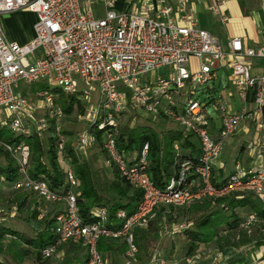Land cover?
<instances>
[{"label":"built area","instance_id":"obj_1","mask_svg":"<svg viewBox=\"0 0 264 264\" xmlns=\"http://www.w3.org/2000/svg\"><path fill=\"white\" fill-rule=\"evenodd\" d=\"M214 1L215 14L225 22L227 17L221 11L224 1ZM100 2L105 9L102 17L92 13L93 0H85L84 4L80 0H0V17L16 11L36 16L34 37L23 45L9 41L0 25V128L24 137L31 134L42 137L53 129L67 190L52 191L44 180L29 175L30 150L24 142H0V147L18 170L13 188L31 191L45 204L59 207L53 215L56 240L40 251L43 259H49L57 246L69 242L86 249L84 264H109L97 250V242L103 238L125 243L121 264H140L134 230L147 228L159 207L190 206L203 198L220 197L234 190L249 191L264 204L261 167L236 164L221 189L214 187L211 180L223 145L242 123L255 130L251 151L258 148L264 151V66L260 74L251 73L245 60L264 61V45L252 48L234 37L223 48L214 36L199 27L186 0H178L175 5L166 0H131L122 11L115 9V0ZM260 9L264 32V0ZM192 58L197 60V69H191ZM219 70L228 73V86L240 102L237 112H231L220 98L202 102L197 97L198 91L217 79ZM19 80L27 85L46 82L43 89L33 94L35 105L27 94L17 91ZM54 88L87 100L85 119L90 127L96 125L104 131L102 148L107 163L142 193L133 214L117 212L118 227L108 223L105 207L92 211L91 223H83L79 217L76 191L79 182L62 157L65 144L62 119L66 114L56 103V94L51 91ZM95 89L98 95L93 102ZM209 105L214 107L220 123L216 137L212 131L215 118L207 111ZM38 109L43 111L39 120L35 116ZM131 111L173 120L185 134L198 141L196 159L180 160L176 154L178 168L163 189L151 181L147 143L133 163L117 150L120 116ZM93 143L95 137L89 132L77 136L79 148ZM173 149L178 151V146ZM46 214L47 210L41 209L38 219ZM252 224L259 226L260 220L250 213L240 226L248 234ZM190 226L187 221L172 222L169 235L179 234ZM195 258L197 255L171 262L154 252L149 264H193Z\"/></svg>","mask_w":264,"mask_h":264},{"label":"trees","instance_id":"obj_2","mask_svg":"<svg viewBox=\"0 0 264 264\" xmlns=\"http://www.w3.org/2000/svg\"><path fill=\"white\" fill-rule=\"evenodd\" d=\"M203 90V89H201ZM56 94V103L62 107L66 116L74 111L83 114L82 99L75 95L66 94L59 89H51ZM211 94L216 90L210 88ZM212 96L208 100H213ZM130 119L121 127L117 136V150L128 160L129 154L135 153L136 157L140 153L143 145L148 144V172L152 183L159 189H163L169 182L173 173L178 168L176 154L178 159H196L199 153V145L191 137L193 135L185 134L183 130H156L151 123L144 120L142 123L131 125L133 117H138V113L131 111ZM123 115V114H122ZM88 132L95 137V143L100 145L102 151L103 130H98L96 125L88 128ZM63 134L70 135L71 133ZM58 138L50 129L45 133V137L37 134L30 136H14L7 129L0 128V142L19 143L24 142L29 146V175L34 179L44 180L48 187L55 192H65L67 185L65 183V174L61 169L60 155L57 154L56 143ZM178 146V151L173 149ZM105 153V152H104ZM62 157L67 160L69 166L79 182L77 207L78 214L83 223L94 221L91 213L95 208L105 207L108 213V223L118 227L120 222L116 214L119 211H125L127 215L135 212L139 202L142 199L141 191L132 188L118 173L113 165H110L112 178L99 187L92 176L91 166L88 161H81L75 149L70 143L64 144ZM0 158L4 159L0 163V185L8 183L12 185L18 178V170L10 156L0 147ZM213 172V169H212ZM232 175V174H231ZM230 175V176H231ZM228 176L222 182H216L212 174V185L217 189L223 188L228 182ZM10 204L14 206V218L23 221L33 232L34 236L15 230L9 225L0 223V243L6 236L12 239L5 245V251L8 258L0 260V264H12L13 262L21 264L25 259L35 255V258L43 259L40 251L50 247L55 243V221L54 213L47 214L38 219L41 209H44V202L35 193L26 190H16ZM56 206L57 205H52ZM254 214L260 220L261 227L256 229L257 239L253 243V248L264 249V204L258 201L251 192L246 190H234L220 197L203 198L185 207H159L156 210L155 219L151 220L145 229H135L134 239L138 248L139 263L143 258H150L152 252L157 246L156 233L162 230L163 222L172 223L184 220L190 217L191 226L179 233L187 242V255L192 254L200 244H213L216 249L239 248L248 244L247 235L240 224L245 221L248 214ZM175 215V216H174ZM227 233L226 236L220 235V229ZM236 233H239L237 239ZM22 243L28 246L24 249L19 246ZM18 248L11 253L10 249ZM97 250L104 258L107 253H112L122 257L126 251V245L123 242H114L109 239H100L97 242ZM57 252H64L67 262L63 264H84L87 258V251L81 244L64 243L56 247Z\"/></svg>","mask_w":264,"mask_h":264},{"label":"crops","instance_id":"obj_3","mask_svg":"<svg viewBox=\"0 0 264 264\" xmlns=\"http://www.w3.org/2000/svg\"><path fill=\"white\" fill-rule=\"evenodd\" d=\"M84 1L85 0H80L81 4H84ZM130 1L131 0H116L115 9L117 11L126 9L127 3ZM166 1L172 5H175L178 2V0ZM223 1L224 5L221 6V11L227 17L225 22H222L215 14L216 2L214 0H186V5L193 11L199 27L214 36L223 48H225L227 42L234 37L240 38L244 44L252 48L264 45L263 20L260 9L261 0ZM91 6H100L102 8V12L97 14V16L95 15L96 17H102L104 15L105 9L99 0H93ZM207 18H211V24ZM0 19H3L4 21L6 33L9 38L7 39L9 41L23 45L33 39V27L36 21L34 13L28 11H16L7 16H1ZM13 28L20 30V36L16 37V34L13 32ZM252 62V72L260 74L264 66V61L254 59ZM224 72L227 74L228 78V73L226 71ZM26 94L29 95L30 93ZM215 120L216 119L212 122L213 137L217 136L219 128L216 125ZM246 136L247 138L244 139ZM255 136L254 128L249 126L247 123H242L238 131L226 141L231 144L239 143L238 153L236 158L228 161V163L222 162L220 160L221 155L219 156L213 166L212 172L213 178L216 182H222L228 176L233 174L236 164L244 167L254 165L261 167L264 170V151H260L259 148L256 149L255 152L251 151V149H247V144L250 143L251 146L252 140L256 138ZM240 139L243 140L240 141ZM135 158V153L129 154L130 161H133ZM186 247L187 242L183 241L182 247L174 244L171 250L167 249V247H162L160 250L156 249V251L159 256L168 259L171 262H180L183 258L197 255L193 264H253L252 262H255L257 258H262L264 255V249L258 250L257 248H253V245L247 244L239 248L228 247L220 250H217L211 243L200 244L190 255H187ZM59 255L64 256L63 252H59ZM105 258L109 261V264L122 263V257L119 258L112 253H107ZM141 260L140 264H149L148 258H143ZM262 262L264 261L261 260L258 264Z\"/></svg>","mask_w":264,"mask_h":264},{"label":"rangeland","instance_id":"obj_4","mask_svg":"<svg viewBox=\"0 0 264 264\" xmlns=\"http://www.w3.org/2000/svg\"><path fill=\"white\" fill-rule=\"evenodd\" d=\"M100 1V0H99ZM116 1V0H115ZM98 4V3H97ZM92 13L97 16V14H100L102 12V8L100 6H91ZM208 19V18H207ZM211 18L208 19L209 23L211 24ZM0 24L4 30V33L6 37L8 38V34L6 33V28L4 25L3 19H0ZM19 29H14L13 32L16 34V37L20 36L21 32H19ZM9 39V38H8ZM245 60L249 63L250 68H252V61L249 58H245ZM197 60L195 58H192L190 61V66L191 69H197ZM251 73L252 69H251ZM17 86V91L26 94L30 93L27 95L28 100L30 103L35 105V98L33 97V94H35L37 91L43 89L46 86V82L41 81L37 82L31 85H27L23 80H19ZM229 85V80L227 79V74L223 70L218 71V79H215L213 82L207 83L201 90L198 91L197 97L200 101L202 102H208V97L212 96L214 99H222V101L226 104L229 105L231 108V112H237V110L240 108V102L233 93L231 87ZM210 88H214L216 91L211 94L210 91H208ZM98 95L97 90L95 89L92 92L91 99L93 102L96 99ZM82 105L83 107V114H79L78 111H74L71 115L66 116L65 118L62 119V129L64 133H71L70 135L63 134L64 137V142L65 143H70L73 148L75 149V153L77 157L81 161H88L89 165L91 166V171H92V176L96 183L98 184L99 187H102V184L107 182L112 178V171L110 169V165L107 163V156L106 154L102 151L100 145L93 143L92 145L85 147V148H79L76 146V139L77 136L82 133V132H88V128H91L85 119V113H86V108L88 106L87 100H82ZM207 111L210 115H212L216 120V125L219 127L220 123L217 117V114L214 110V107L212 105H209L207 108ZM138 117H133L131 120V125H135L136 123H142L144 120H147L151 125L158 131L161 130H183L181 125L173 120H166V119H159L152 117L151 115H147L145 113H142L141 111L137 112ZM36 119L39 120L40 118H43V111L38 109L35 113ZM130 113H123V115L120 116V121L121 125L123 126L129 119H130ZM42 137H45L43 135ZM244 137V139H246ZM191 139L194 142H197V139L195 137H191ZM243 139H240V141ZM239 141V142H240ZM248 147L247 149L250 150V143L247 144ZM238 147L239 143L236 144H231L226 142L221 150V156L220 160L222 162L228 163L230 160H234L236 158L237 153H238ZM246 149V148H245ZM4 159L0 158V163H3ZM76 191H79L77 189ZM15 191L13 190V186L9 185L8 183H1L0 185V223L9 225V227H12L15 230L21 231L25 233L26 235L29 236H34L33 232L31 229L26 226V224L21 221L20 219L14 218L15 215V210L14 206L10 204V200L13 198L15 195ZM43 207L47 210V212L54 213L56 209H58V206H52L48 204H42ZM183 221L190 222V217H185L184 220L176 221V223H181ZM170 223L165 224V227L162 226V229L166 230H160V232L156 233V239H157V246L155 250L152 252H156L157 255H159L156 251V249H161L162 247H167V249H172L173 245L176 244L180 247L183 245V235L182 234H173L169 235V232H171ZM262 225L256 226V225H250L249 229L250 233H246V237L248 239V244L247 245H253L255 240L257 239L256 235V229L258 230L259 227ZM220 235L222 237L226 236L227 233L223 231V228L220 229ZM237 236H239V233H236L235 238L237 239ZM12 238L10 236H6L5 240L0 243V260L7 259L8 255L7 252L5 251V245L8 241H10ZM19 246L28 249V246L19 243ZM15 248L10 249L11 253L15 252ZM18 248H16L17 250ZM258 250H263V248H258ZM62 252V251H60ZM64 254V252H63ZM252 259V258H251ZM253 260V259H252ZM261 260H264V258H257V260L254 262V264H258ZM64 262H67V259L65 256L59 255V252L55 251V253L49 258V259H37L35 258V255L32 257H29L25 259L21 264H63ZM253 263V262H252ZM12 264H18L13 262ZM264 264V262L260 263Z\"/></svg>","mask_w":264,"mask_h":264},{"label":"water","instance_id":"obj_5","mask_svg":"<svg viewBox=\"0 0 264 264\" xmlns=\"http://www.w3.org/2000/svg\"><path fill=\"white\" fill-rule=\"evenodd\" d=\"M7 16V15H6Z\"/></svg>","mask_w":264,"mask_h":264}]
</instances>
